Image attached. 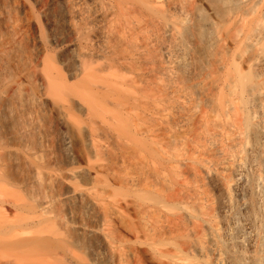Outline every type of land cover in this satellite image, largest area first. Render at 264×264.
<instances>
[{
    "label": "bare ground",
    "instance_id": "6f19581e",
    "mask_svg": "<svg viewBox=\"0 0 264 264\" xmlns=\"http://www.w3.org/2000/svg\"><path fill=\"white\" fill-rule=\"evenodd\" d=\"M0 264H264V0H0Z\"/></svg>",
    "mask_w": 264,
    "mask_h": 264
}]
</instances>
